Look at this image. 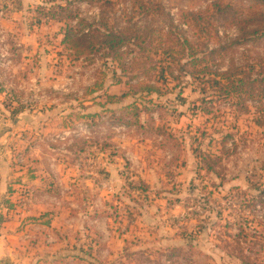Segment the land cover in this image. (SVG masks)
Masks as SVG:
<instances>
[{"label": "rangeland", "instance_id": "obj_1", "mask_svg": "<svg viewBox=\"0 0 264 264\" xmlns=\"http://www.w3.org/2000/svg\"><path fill=\"white\" fill-rule=\"evenodd\" d=\"M68 28L130 38L115 59L97 44L77 57ZM194 69L264 76V0H0L3 161L51 171L1 261L241 264L240 248L264 264V209L236 196L264 189V100H224ZM17 179L0 228L31 205Z\"/></svg>", "mask_w": 264, "mask_h": 264}, {"label": "trees", "instance_id": "obj_2", "mask_svg": "<svg viewBox=\"0 0 264 264\" xmlns=\"http://www.w3.org/2000/svg\"><path fill=\"white\" fill-rule=\"evenodd\" d=\"M93 35L87 37L86 35L82 34L79 37L78 34L68 28L65 31L64 38L62 40V43L67 46L68 49L75 51L76 56L78 57L80 54H83L86 52V50L92 51L93 47L97 46L106 47L111 50V58L115 59L117 53V48L123 45L124 41L127 40L130 37L126 36H116L113 33L108 34H102L100 32L99 28L93 29L91 32ZM134 38H140L139 36H136L134 33ZM187 45L186 41L182 43V47L184 45ZM79 47H82V51L78 53ZM98 47V48H99ZM217 51H212V54H216ZM211 54V55H212ZM189 58H192L190 61V65H200L202 63V59L195 57V52L190 51V54L188 55ZM196 68V67H195ZM205 73V70H196L194 69L193 72L189 73V76L198 80L202 84H210L211 88L218 92L220 98L224 100H231L233 98H238L240 95H243L244 99H253L256 100L259 104H262V100H264V76L262 77H255L252 78L250 76V70L248 72L241 71V70H231V71H224L221 73L218 72H211V75H214V78L209 77L206 80L201 79L203 74ZM205 87L202 88V91H204ZM144 91L147 95L158 93V89H156L153 86H145ZM105 98L107 101H114L116 100L115 97L106 95ZM242 99V100H244ZM20 110V109H18ZM18 110L13 111V114L18 112ZM207 112V111H206ZM264 114V112H262ZM258 125L264 126V120L258 121ZM251 189L254 190L255 195L253 196V199L250 200H244V198L248 195V192L245 191H238L236 196L238 198H241L244 201V208H252L254 209L256 207V204L259 203L263 209H264V189H261V187L253 186L250 184ZM3 204L5 206L8 205L7 201H4ZM8 207V206H7ZM264 216V214H263ZM242 228L240 229V233H242ZM236 255L234 256L235 259H237L241 264H252L250 262L245 261L247 257H245L243 253V249L240 248H232L231 249ZM258 259V258H257ZM254 262V264H258V260Z\"/></svg>", "mask_w": 264, "mask_h": 264}, {"label": "crops", "instance_id": "obj_3", "mask_svg": "<svg viewBox=\"0 0 264 264\" xmlns=\"http://www.w3.org/2000/svg\"><path fill=\"white\" fill-rule=\"evenodd\" d=\"M1 99V96H0ZM21 111L16 112L15 114H19ZM20 117L24 115L23 113L19 114ZM18 124L22 125V122H18ZM4 126V125H0ZM6 126V125H5ZM0 130L1 127H0ZM2 132H0V203L4 201L5 199H8V202L12 203L13 197H10L11 191L10 188H13L14 179L18 178L16 181L24 182L27 184L28 187H32L34 191L33 198L31 199V205L27 210L24 211H14V210H8L7 212L2 211V216L7 217V221H5L3 224V227L0 228V263L7 262L8 264H12V262L8 261H1V255H3V252L6 250H12V244H10L12 241L10 240H17L18 232L16 233L15 224L18 221V218L22 220V218H26L28 216H33L36 212H38L39 208L41 207L38 203L40 200V197L44 194V192L40 193V187L45 184L48 181V176L51 171H49V165L41 167L40 164H38L36 161L34 163H31V176L27 178V176L20 171V167L17 169H8L7 165H5V162L3 161L5 155H3V149L1 147V144L3 141H5V135L1 136ZM3 155V157L1 156ZM6 159V157H5ZM64 172V170H63ZM66 172V171H65ZM64 172V173H65ZM62 173V172H61ZM19 176V177H18ZM17 182V183H19ZM12 195V193H11ZM10 200V201H9ZM15 233V234H14ZM14 264V261H13Z\"/></svg>", "mask_w": 264, "mask_h": 264}, {"label": "water", "instance_id": "obj_4", "mask_svg": "<svg viewBox=\"0 0 264 264\" xmlns=\"http://www.w3.org/2000/svg\"><path fill=\"white\" fill-rule=\"evenodd\" d=\"M0 264H8L7 262H3V263H0Z\"/></svg>", "mask_w": 264, "mask_h": 264}]
</instances>
